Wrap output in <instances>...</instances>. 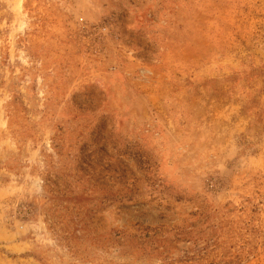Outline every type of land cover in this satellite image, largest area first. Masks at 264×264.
I'll list each match as a JSON object with an SVG mask.
<instances>
[{"label":"rangeland","instance_id":"rangeland-1","mask_svg":"<svg viewBox=\"0 0 264 264\" xmlns=\"http://www.w3.org/2000/svg\"><path fill=\"white\" fill-rule=\"evenodd\" d=\"M0 264H264V0H0Z\"/></svg>","mask_w":264,"mask_h":264}]
</instances>
